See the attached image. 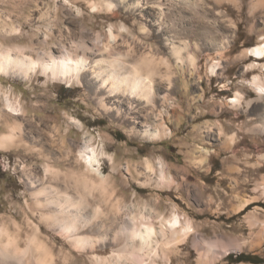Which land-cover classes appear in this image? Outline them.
I'll return each mask as SVG.
<instances>
[{"label":"rangeland","instance_id":"rangeland-1","mask_svg":"<svg viewBox=\"0 0 264 264\" xmlns=\"http://www.w3.org/2000/svg\"><path fill=\"white\" fill-rule=\"evenodd\" d=\"M168 1L174 4L166 5L159 30L150 23L156 16L155 0H149L148 6L144 4L148 0H68L67 4L65 0H0V45L23 48L35 59L38 55L47 58L48 50H68L79 56L87 52L85 56L92 61L100 51L92 44L95 34L100 33L103 41L108 25L116 32L121 22L134 34L147 26L154 43L163 34L167 40L188 38L200 44L199 52L193 49L194 70L187 65L173 70L177 84L173 100L155 109L146 127L148 134L132 132L128 123L98 107L89 90L76 81L49 79L40 73L27 79L0 75V95L8 96L25 113L18 120V145L0 149V219L17 221L26 233L31 232L28 221L39 225L57 259L69 253L74 264H93L96 254L110 258L127 242L125 234L118 246H106L117 227L115 219L126 223L127 214H137L152 220L176 215L183 226L193 228L184 241L176 243L168 227L166 237L172 243L165 252L158 251L154 264H210L200 260L196 236L206 248L208 242L225 247L246 242L240 250L234 248L224 255L220 247L213 249L209 254L221 257L211 264H235L227 257L239 254L264 261V123L262 107H254L259 93L254 80L264 78V56L256 59L253 52L261 41L258 31L264 28V0H200L201 9L191 6L197 0ZM111 2L117 6L109 13L106 5ZM40 14L43 18L39 19ZM219 52L225 58L218 67L210 57L220 59ZM236 93L239 101L229 103ZM3 110L0 100V116ZM2 118L0 134L7 133L6 122H14ZM158 129H164V135L152 138L150 134ZM84 145L113 158L112 164L104 160L99 168L108 180L103 187L96 175L87 176L79 153ZM200 147L210 150L201 164ZM145 161L151 163L155 175L146 171ZM160 162L168 175L164 181L157 177ZM47 165L58 173H45ZM43 188L69 196L86 194L91 204L98 201L101 191L112 195V203L101 202L99 219L83 229L85 235L91 231L103 249L74 250L50 226L52 221H41L33 213L50 212L37 207L31 195ZM118 208L122 217L116 215ZM92 210L88 206L80 211L91 214ZM144 221H137L140 228ZM153 224L160 247L162 221ZM130 241L140 246L138 238Z\"/></svg>","mask_w":264,"mask_h":264},{"label":"bare ground","instance_id":"bare-ground-1","mask_svg":"<svg viewBox=\"0 0 264 264\" xmlns=\"http://www.w3.org/2000/svg\"><path fill=\"white\" fill-rule=\"evenodd\" d=\"M155 1L165 5L174 4L168 0ZM113 3L114 2H111L109 4L116 7L117 5ZM139 3H137V5H139ZM149 3L152 2H149V0L148 2H144L147 6ZM201 4L200 0H197L195 4L191 6L192 8L198 9ZM40 18H43L42 14H40L39 19ZM161 20L162 15L156 13V16L150 20V23L160 30L162 27ZM14 30L17 31L16 29ZM258 32L260 38L261 36H264V28H261ZM226 37L225 39H228ZM227 44L229 43H225V45ZM261 44H264V40H261L260 44L254 48V53L257 50L264 52V49H259ZM221 46L223 47V45ZM27 48L31 50L34 49L33 47ZM143 51L144 50L141 49V53H143ZM72 53L68 50H48L46 53L48 56L47 58L38 55V58L35 59L26 55L27 53L23 51V48H3L2 45H0V75L12 74L27 79L32 73H40L42 76L48 77L49 79L62 80L68 83H72L73 81L81 83L97 100L96 104L98 107L105 110V112H112L113 117H117L118 120H122L123 123H128L131 131L135 133L148 134L150 131L146 127L151 116L155 114V109L157 107L169 106L170 102L173 100L174 89L177 87L176 81L173 80L174 73L170 74L171 79L167 82L162 81L160 76H152L150 78L151 82L145 79L148 73L155 74L158 71L157 67L153 63L151 55L142 57L140 64L145 69V72H142L140 71V68L134 66V59L122 58V49L119 48L113 47L108 53L98 51V55L92 61L85 56L87 52H83V56ZM138 55H140V53H138ZM245 55H242V57L244 58ZM255 58L262 59L263 57L256 56ZM103 61H109L110 63H103ZM133 68L136 72L133 71ZM137 72L139 73L137 74ZM254 81L258 88L264 85V78L257 77ZM169 84L171 87H169ZM0 100L5 109L2 112L5 117H0H3L4 120L10 118H13L14 120L13 123L6 122L5 128L3 129H6L7 133L0 134V149H9L17 146L21 139V125L18 120L20 117H23L25 113L18 106H16L8 96L3 95ZM256 102L254 107H262L261 115L263 116L262 119L264 123V93H258ZM9 107L16 109L20 115H16L14 112H9ZM206 124L208 125L209 123ZM164 133V129H158L154 131V133L150 134V136L152 138H160L164 135ZM8 135H13L15 137L11 143L3 141V137ZM88 148H90L88 145L83 146V148L79 151L80 158L83 160L87 176L96 175L98 185L103 187L105 181L107 180L104 174H102L99 169H96L94 166H89L85 162L87 156L90 155L87 151ZM198 152V162L201 164L206 160L210 150L208 148L200 147ZM81 153H84V156H82ZM148 163L151 164L150 162ZM44 171L52 176H55L58 173L55 168L49 165L45 166ZM161 174H163L165 180H167L168 175L163 168V164L160 162L159 173L157 176L158 179ZM33 182H30L31 186H33ZM31 195L34 197L35 201H33L36 203L35 205L37 207H42L45 210L47 209L50 211H46L44 213L33 211V213H37L41 221H45L46 223L52 221L50 226L54 225L58 234L64 237L74 250L81 252H98L97 250L99 248L103 249L102 247L97 246L99 241L97 242L95 240V237L92 236L93 233L91 234V231H89V234L85 235L83 233V229L89 227L91 222L99 219L102 207L101 202L112 203V195L107 194L105 191H101L98 201L95 202V204L90 203L86 194L69 196L63 193L59 194V191H47V188L35 191L31 193ZM41 195H44L45 197L43 200H39V196ZM88 206L90 209H93V213L86 214L80 211L82 209L85 211V208ZM121 211V208H118L116 215L122 217L123 214ZM127 215L132 218L129 219V222L125 223L122 220L120 221L118 217L115 219L117 227L110 238V243L106 246H118L125 234L127 242L124 246L119 248L117 252L113 253L110 258H102L97 256L98 254L94 255L95 259H93V264H145V262H147L146 264H154L153 260L158 257V251H164V249L167 248V245L171 244L172 241L176 243L184 241L193 230L190 224H185L183 226L177 217L179 220V227L171 228L174 240L170 241L169 238L166 237L165 231H167L168 227L163 229L161 228V246L159 247L160 244H158L155 237L156 230L155 235H153L150 240L147 239L146 229H155L154 224L152 222H148V220H152V218L149 219L151 216L145 215V221L143 223L144 228H140L137 222L140 219L139 216L137 214ZM10 221L15 222L18 227L15 228L13 232L9 233L13 242L12 246L5 248V232L8 231L6 225L9 222L4 218L0 219V264H74L73 261L69 260L72 258L70 253L59 257L60 259L56 258L53 245L51 246L48 242L44 241L42 237V230L39 225L28 221L31 232L26 233L24 228L18 224L17 221ZM162 223H164V221H162ZM140 234H143V239H141ZM22 236L25 237L23 238ZM135 238L140 240V246L138 248L134 246V242L130 241L133 239L135 240ZM145 241H147V243ZM202 243H204V240L200 236H196L194 245L196 246L195 248L200 250H197L200 254V260L210 264L221 257H215L214 255L209 254L213 252V249L220 247V253L224 255L231 249L235 248V250H240L242 246L246 245L245 241L237 243L234 247L231 245L227 247L219 246L216 243L208 242V246L206 248V246ZM207 251L208 254H205ZM151 253H155V255H151Z\"/></svg>","mask_w":264,"mask_h":264},{"label":"clouds","instance_id":"clouds-1","mask_svg":"<svg viewBox=\"0 0 264 264\" xmlns=\"http://www.w3.org/2000/svg\"><path fill=\"white\" fill-rule=\"evenodd\" d=\"M115 6L112 4H107L106 9L109 13H112L114 11ZM166 5L163 3L157 4V10L155 11L157 14L159 13L164 17ZM76 12L77 16L81 15V12L79 9L74 10ZM92 12H96L97 8L95 6L91 7ZM233 28H235V24L232 25ZM114 26L112 24H109L106 31V38L104 37L103 41L101 39L100 33L95 34V39L92 41V44L98 48L103 53H108L110 49L113 47L122 49V58L125 59H134L135 64L134 66L137 68H140V71L145 72V69L140 64V61L143 56L151 55L153 58V63L157 67L158 71L155 74L148 73L145 79H147L149 82H151L152 76H160V79L164 82H167L171 79V75L173 73V70H180L185 65L191 68L196 67V55L195 52H199L200 50V44L195 41H190L188 38H178L175 40H167L164 38L163 34H161L159 37H156V42H153L152 32L147 26L141 27L139 34H134L128 27L124 25V23H120L118 29H116V32L114 34L113 32ZM18 34V33H17ZM119 42V43H118ZM148 45H151V47H148ZM141 49H143V53H141ZM195 49V52L193 51ZM140 53V55H138ZM220 59H213L210 57V59L213 60V63H215L218 67L220 65V61L223 60L224 53L219 52L218 53ZM103 63H110L109 61H103ZM248 65L246 66L245 70L247 71ZM133 71L136 72L133 68ZM139 71V72H140ZM137 72V74L139 73ZM169 87L171 85L169 84ZM225 85H221V88H224ZM240 98V94L236 93V98ZM229 103H232V101H228ZM16 115H20V113H16ZM221 135H223V131H221ZM235 136V133H233V137ZM231 139V138H230ZM107 160L108 164L113 163L112 156H109L107 154H104L103 156L97 155V162L94 163V167L96 169H99L101 166V163ZM145 169L148 173H151L155 175V171L151 164H149L147 161H145ZM159 179L161 181L165 180V177L163 174L159 176ZM170 183V180L168 181ZM91 198V197H90ZM161 217H163V220H161ZM145 216L141 215L140 220H144ZM160 221H166V216L161 215L160 220H155L153 218V223H160ZM8 231L5 232V248L12 246V240L9 236V233L13 232L15 228L18 227V225L10 221L6 225ZM143 227V225H141ZM168 227L165 223L161 224V228ZM153 235H155V229H153ZM146 264V262H145Z\"/></svg>","mask_w":264,"mask_h":264},{"label":"snow or ice","instance_id":"snow-or-ice-1","mask_svg":"<svg viewBox=\"0 0 264 264\" xmlns=\"http://www.w3.org/2000/svg\"><path fill=\"white\" fill-rule=\"evenodd\" d=\"M65 3L67 4L68 3V0H65ZM69 7H71L70 4H68ZM261 40H264V36H261ZM259 49H264V44H261L259 46ZM249 55L251 56L252 53H249ZM255 55L256 56H264V52L260 51V50H257L255 52ZM253 87H255V85H252ZM258 91L260 93H264V85L260 86L258 88ZM239 101V97H237L235 100L232 101V103H237ZM8 111L9 112H14L15 114L18 113V111L16 109H14L13 107H9L8 108ZM73 123H78L77 121L73 120ZM15 139V137L13 135H8V136H5L3 137V141L6 142V143H11L13 140ZM88 153H90V155L87 156L85 162L89 165V166H93L94 163L97 162V153H96V150L93 149V148H88L87 149ZM82 156H84V153H81ZM100 156H103L104 154L103 153H99ZM129 219H132L131 217H129ZM161 220H163V217H161ZM135 222V221H133ZM164 223L170 227V228H177L179 227V220L177 219V217L175 215H172L170 216V218L166 221H164ZM146 232H147V239L150 240V238L153 236V229L152 228H148L146 229ZM141 235V239H143V234H140ZM147 243V241H145ZM149 246V245H148ZM151 255H155V253H151ZM93 259H95V257H93Z\"/></svg>","mask_w":264,"mask_h":264},{"label":"trees","instance_id":"trees-1","mask_svg":"<svg viewBox=\"0 0 264 264\" xmlns=\"http://www.w3.org/2000/svg\"><path fill=\"white\" fill-rule=\"evenodd\" d=\"M232 259V263H251V264H264L263 260L258 259L255 255H245V254H239V255H228L227 261H230Z\"/></svg>","mask_w":264,"mask_h":264}]
</instances>
